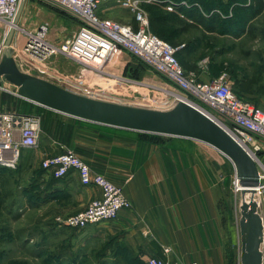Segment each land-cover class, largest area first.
Listing matches in <instances>:
<instances>
[{"label":"rangeland","instance_id":"374dc122","mask_svg":"<svg viewBox=\"0 0 264 264\" xmlns=\"http://www.w3.org/2000/svg\"><path fill=\"white\" fill-rule=\"evenodd\" d=\"M171 1L179 2L178 4L182 5L181 1L183 0ZM185 1L198 5V7L188 9L190 11L186 13V18L184 14L187 10L182 6L178 8V13H173L168 12L164 6L145 5L150 30L168 44L179 47L175 57L181 67L183 61L178 51L180 49L187 51L190 60L193 61L190 66L194 67L199 81H209L222 73H226L236 95L264 110V11L254 17V10L249 7V0ZM106 10L109 12L105 16L111 20L120 23L135 22L133 15L128 10L114 3L107 5ZM179 14L183 15L184 19ZM186 20H191L194 25L183 31L181 27L191 23ZM21 23L24 28L29 30H34L40 25L45 26L48 30L47 41L55 47L72 39L79 28L78 20L72 17L68 11L43 0L26 1ZM154 24L158 25L157 30L152 29L151 26ZM213 29L215 30L213 31ZM212 31L214 34H211ZM4 33L0 35V49L3 47L1 55L5 49ZM12 46L19 66L23 67L22 69L26 73H32L31 69L25 67L22 62L21 53L15 48L14 42ZM11 52H14L13 49ZM118 58L123 59L125 56H116L114 61L116 64L119 63ZM46 64L48 70L45 68V75L40 74L45 80L71 93L98 101L167 111L175 105L174 94H182L161 75L135 58L131 62L128 61L125 67H121V70L107 68V75H99L100 77L96 79L89 76L90 74L83 67L60 54L51 56ZM33 74L37 75V71H33ZM249 79L254 80L251 93H241L239 91L240 82ZM94 84L95 86H93ZM4 86L12 93L10 95L3 92V96L7 100L12 99L14 104L12 110L22 114L37 115L41 113L40 108L20 97L14 86ZM141 134L153 137L157 141L163 139V136L158 134ZM248 139L252 141L250 137ZM37 148L21 150L18 166L14 169L0 166V199L2 200V206H0V264H51L47 250L50 251L49 253H53L52 249L57 248V245L60 244L59 239H54L55 235L52 231H56L55 228H50L49 225L42 222L32 223L35 214H30L29 211V188L36 183L35 178H39L44 172L40 168V150ZM210 148V151L215 153V159L222 163L226 185L224 197L219 202L222 228V263L240 264L238 229L240 192L235 191L233 184L235 169L230 160L212 147ZM257 157L264 166V150L258 153ZM91 171L95 173L92 169ZM259 172L264 175L263 168ZM83 210L65 216L57 215L55 226L63 227L60 229L65 230L66 235H70L72 230L78 231V229L66 225L65 222L69 217ZM262 213L264 215V207H262ZM107 242L108 240L94 241L88 246L87 244L81 245L82 242H76L80 246L74 244L75 247H89V251L84 253L85 256L80 259V263L117 264L120 262L125 264L124 257L112 255L109 252L105 244ZM67 248L66 246V249L60 250L61 254L70 253V249ZM75 258L72 256L71 260Z\"/></svg>","mask_w":264,"mask_h":264},{"label":"crops","instance_id":"0c3cea01","mask_svg":"<svg viewBox=\"0 0 264 264\" xmlns=\"http://www.w3.org/2000/svg\"><path fill=\"white\" fill-rule=\"evenodd\" d=\"M108 12L105 6L98 14L108 18ZM22 20L23 10L18 20L21 27ZM123 24L135 26V22ZM4 32L1 24L0 35ZM178 52L184 70L196 73L187 51ZM123 55L125 58H118V64L114 59L109 68L121 70L133 59L126 52L117 56ZM1 85L0 112L20 113L12 110V99L3 96V92L12 95L4 86L11 84L1 78ZM31 103L41 109L37 114L41 117L38 144L31 147H38L41 162L70 150L95 173L119 186L132 204L113 220L66 235L60 229L63 227L55 226L56 216L83 210L90 200L99 197V190L82 186L74 171L56 180L50 171L42 169L44 172L29 188V211L35 214L32 223H46L56 230L52 232L60 244L52 249L53 253L47 250L51 264H81L80 259L89 247L74 244L82 242L81 245L88 246L102 240H108L105 244L109 252L124 257L125 264H148L150 259H162L167 264H223L219 202L226 185L222 163L215 159L210 147L191 139L163 135L162 141H157L139 132L78 119ZM66 246L70 253L61 254ZM165 247L170 249L168 255L163 254ZM72 256L76 258L71 260Z\"/></svg>","mask_w":264,"mask_h":264},{"label":"built area","instance_id":"2783aa9c","mask_svg":"<svg viewBox=\"0 0 264 264\" xmlns=\"http://www.w3.org/2000/svg\"><path fill=\"white\" fill-rule=\"evenodd\" d=\"M26 1L0 0V24H3L5 29L4 37L6 38L8 31L13 27L11 42L14 40L15 48L21 53L25 67L31 69L32 73L37 71L38 76L45 75L48 59L54 54H60L83 67L89 76L96 79L99 75H107L106 69L119 52L128 53L182 93L174 94L175 105L182 101L195 108L229 134L248 153L259 174V183L254 187L253 198L259 203L263 215L264 175L259 171L264 169V166L257 154L264 150V110L238 97L233 92L226 73L203 82L197 79L196 73L185 71L175 57L179 47L168 44L150 30L144 8L145 5L164 6L168 12L178 13L177 10L181 6L188 10L198 5L185 0L181 1L182 5L171 0H43L65 9L79 22V28L73 38L55 47L47 41L48 30L45 26L40 25L34 30H29L21 27L18 22L13 24L20 4H25ZM110 3L128 10L134 17L135 26L100 17V8ZM11 42L9 49H13L12 57L16 62ZM2 49L3 47L0 49V59ZM44 64L46 65L43 66ZM40 124L41 117L35 114L0 112V166L10 169L18 166L21 150L38 144ZM15 135L18 138H15ZM41 168L50 171L56 180L74 171L82 186H93L100 190L99 198L91 200L85 210L64 221L71 228L83 230L102 221L115 219L119 210L131 208V203L123 196L120 187L104 176L93 173L89 166L70 150H63L60 154L43 160ZM233 184L235 191L240 192L236 175ZM169 253L168 247L163 248V254ZM148 264L167 263L162 259H150Z\"/></svg>","mask_w":264,"mask_h":264},{"label":"water","instance_id":"95a60500","mask_svg":"<svg viewBox=\"0 0 264 264\" xmlns=\"http://www.w3.org/2000/svg\"><path fill=\"white\" fill-rule=\"evenodd\" d=\"M24 3L18 8L16 25ZM14 34L11 27L0 59L1 78L14 86L20 97L45 108L94 123L141 133L191 139L208 145L233 164L240 185V264H264V218L253 198L259 183L257 166L248 153L218 125L185 102L158 111L103 102L71 93L47 80L18 70L8 48Z\"/></svg>","mask_w":264,"mask_h":264},{"label":"trees","instance_id":"16d2710c","mask_svg":"<svg viewBox=\"0 0 264 264\" xmlns=\"http://www.w3.org/2000/svg\"><path fill=\"white\" fill-rule=\"evenodd\" d=\"M249 7L253 8V16L256 17L258 15H260L263 11H264V0H249ZM190 10H187L185 12V14L187 12H189ZM194 23H187L184 26H182V30L185 31L187 29H189L191 26H193ZM153 30H157L158 25L154 24L153 26H151ZM154 33V32H153ZM155 34V33H154ZM158 36V35H157ZM159 37V36H158ZM161 38V37H160ZM162 39V38H161ZM173 46V45H172ZM175 47V46H174ZM177 47V46H176ZM254 85V80L253 79H249V80H243L240 82L239 85V91L241 93H251V90L253 88ZM238 96V95H237ZM239 97V96H238ZM241 98V97H240ZM0 206H2V200L0 199Z\"/></svg>","mask_w":264,"mask_h":264},{"label":"bare ground","instance_id":"6f19581e","mask_svg":"<svg viewBox=\"0 0 264 264\" xmlns=\"http://www.w3.org/2000/svg\"><path fill=\"white\" fill-rule=\"evenodd\" d=\"M17 67H18L19 70H22V68H23V67L19 66L18 63H17ZM24 69H26V68H24ZM238 187H239V190H240V189H241V188H240V185H238Z\"/></svg>","mask_w":264,"mask_h":264}]
</instances>
